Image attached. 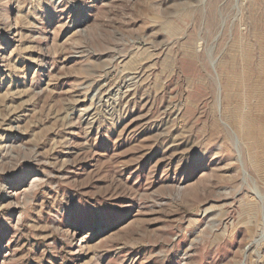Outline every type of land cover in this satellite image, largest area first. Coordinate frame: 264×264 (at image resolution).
<instances>
[{
    "label": "rangeland",
    "instance_id": "obj_1",
    "mask_svg": "<svg viewBox=\"0 0 264 264\" xmlns=\"http://www.w3.org/2000/svg\"><path fill=\"white\" fill-rule=\"evenodd\" d=\"M0 264H264V0H0Z\"/></svg>",
    "mask_w": 264,
    "mask_h": 264
}]
</instances>
